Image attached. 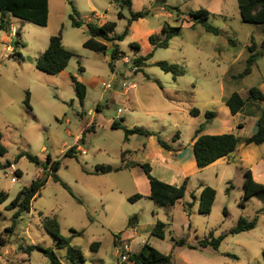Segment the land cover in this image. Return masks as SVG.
<instances>
[{
    "label": "rangeland",
    "instance_id": "374dc122",
    "mask_svg": "<svg viewBox=\"0 0 264 264\" xmlns=\"http://www.w3.org/2000/svg\"><path fill=\"white\" fill-rule=\"evenodd\" d=\"M73 2L83 20L116 21L114 35L123 34L132 11L149 13L133 21L129 34L118 41L119 58L114 61V67L109 64L112 43L107 53L84 46L90 35L84 27L72 25V6L67 0H50L46 26L9 14L4 16L7 28L0 29V130L8 152L2 160L15 162L21 151L36 155L42 161L48 155L61 159L58 174L82 202L60 181L49 177L33 201L31 211L22 213L12 231L8 228L18 209H9L10 202L33 180L48 175L49 170L26 156L0 170V188L9 194L0 204V264H49V258L42 251L25 252L32 244L55 249L63 264H128L120 257L123 242L129 243L131 254L150 243L163 253L172 254L174 264H264V213H258L264 210V196H254L245 206L241 205L244 170L264 154V144L243 143L247 154L244 164L240 157L205 168L192 166V163L190 168L189 163L190 179L185 196L174 205L160 207L148 196L136 202L128 199L137 192L150 191L144 171L140 167L132 171L130 167L136 162L145 163L140 156L144 144L153 151L160 147L156 137L136 134L128 142L123 129L112 127L113 121L118 119L130 128L141 126L153 130L156 136L191 154L192 162L195 156L190 143L201 123H204L202 133H235L241 138L252 135L255 131L253 117L264 109V101L251 98L239 114H232L225 100L234 91L247 99L254 86L264 93L263 53L251 74L245 78L238 76L245 68L253 37L258 50L263 52L264 24L244 22L237 0H133L131 9L122 8L116 0ZM211 5L215 8L210 9ZM200 8L215 13L208 21L220 29L219 34L209 32L201 23L192 26L188 13ZM120 10L127 18L118 17ZM166 24L182 25V29L170 40L169 47L154 51L147 66H136L135 58L154 50L149 36L155 34L163 39ZM61 28L64 45L75 55L64 71L49 74L37 68V61L48 47L50 37ZM230 39H235L236 45ZM160 60L180 64L186 73L175 76L166 72L156 64ZM72 75L80 77L87 85L83 104L77 96ZM130 82L137 87L125 88L124 83ZM28 90L31 109L25 104ZM193 107L200 110L198 116L190 113ZM207 111L216 112L215 117L208 120ZM241 121L243 126L239 127ZM92 124L94 131H85ZM178 131L180 137L174 142ZM82 137L84 140L79 141ZM74 145H80L85 153L77 148L75 157L65 156L66 150ZM97 165L125 167L120 171L94 174ZM154 174L158 178L165 175L158 165ZM167 174L173 175L170 171ZM13 176L18 178L14 184ZM230 181L233 187L227 192ZM202 183L217 190L210 214L200 213L199 200H195L190 211L185 208V203L192 201V193L200 198ZM134 215L138 216L137 224L129 227V219ZM44 216L58 218L61 233L72 238L71 244L77 251L69 255L68 248H59V239L42 225ZM255 216L258 223L254 229L229 234L219 249L190 247L208 238L211 232L214 236L224 234L241 217L252 219ZM158 220L167 223L165 238L152 235ZM116 234H120L119 237H115ZM182 239L185 245L177 243ZM95 241L101 242L98 250L91 247Z\"/></svg>",
    "mask_w": 264,
    "mask_h": 264
},
{
    "label": "trees",
    "instance_id": "16d2710c",
    "mask_svg": "<svg viewBox=\"0 0 264 264\" xmlns=\"http://www.w3.org/2000/svg\"><path fill=\"white\" fill-rule=\"evenodd\" d=\"M67 1L72 6V13L70 14L72 25L74 27H84L90 35L89 38L84 42L85 47L97 52L107 53L110 48L109 44H113L111 50V61L109 63L111 67H114V61L119 58L118 41L123 40L129 34L130 27L133 21L138 20L140 18H145L149 13V11H132L131 17L128 18V24L123 34L114 35L113 33L117 27L116 21H106L101 25L93 21H85L80 17V12L76 8L73 0ZM165 1L166 0H164V2ZM237 1L241 18L244 22L264 24V0ZM116 2L122 8L129 7L131 9L133 6V0H116ZM0 12L2 13V22L0 24V29L7 28V25L5 24L6 20L4 19V16L7 14L41 26H46L49 22L50 0H0ZM188 15L191 17L190 20L193 22L192 26L201 23L209 32H212L214 34L220 33V29L210 24L208 21L212 15H215V13H213L209 9L200 8L197 10H192L188 13ZM118 17L120 19L127 18V16L122 12V10L119 11ZM181 29L182 25L172 26L166 24L164 25L162 30V34L164 35L163 39H160L155 34L150 35L149 41L152 43L154 50L146 55H141L138 58H135L136 66H139L141 68L147 66V61L154 56V51L158 48L169 47L170 40L174 36L178 35ZM230 42L233 45H236L235 39H230ZM133 45L138 47L137 43H133ZM248 50L249 55L246 60V65L243 71L238 74L239 78H245L246 76L252 73L253 67L257 63L260 54H264V40L262 42L263 52H261V50H258V44L254 37L251 40V44L248 46ZM74 55L75 53L69 50L63 43V29L61 28L58 33L50 37V43L48 47L44 52L41 53L38 58L37 68L49 74H59L68 67ZM156 64L161 67L162 70L166 72H172L175 76L184 75L186 73V69L182 65L177 63H171L166 60H160L156 62ZM71 78L74 82L77 96L83 104L87 96V85L84 82L80 81L75 75H72ZM251 98H254L258 101H264V93L259 87L254 86L250 89V96L246 99L239 92L234 91L229 97L226 98L225 103L229 107L232 114H237L241 112V110L247 104V101ZM30 101L31 92L28 90L25 99V104L28 108L31 109ZM190 113L193 116H198L200 110L197 107H193ZM215 115L216 112L214 111L206 112V117L208 120L215 117ZM112 127L115 129H123L125 133V141H128L132 135L136 134L146 136L156 135L155 131L147 129L145 127H127L118 119H115L113 121ZM239 127H242V124H239ZM94 129L95 126L94 124H92L85 131H94ZM203 130L204 123H201L199 128L196 130V134L193 138V149L196 156L197 166L199 168H205L208 165L217 161L218 159L230 155L238 149L241 143H254L256 145L264 144V109H262L261 115L258 120V129L251 136L241 138L235 133L205 134L202 133ZM3 137L4 134L0 130V170L11 167L19 158L24 156H26L29 161L37 164L38 166L42 165L44 169L49 170L48 175H44L41 178L33 180L29 186H25L24 188H22L10 202L9 209H18L13 216V224L11 228H8L13 231L17 225V219L21 217L22 213L25 211H31L33 201H35L40 195L41 189L46 185L49 180V177H53L56 181H60L69 190L70 188L58 174V171L62 165L61 159H53L51 155H48L47 159L45 161H42L36 155H33L27 151H21L19 152L15 162H12L10 160L3 161L2 158L8 152V148L3 142ZM157 137L159 144L163 148L174 151L181 150V148H175L172 144L164 140L161 136L158 135ZM179 137L180 134L178 131L175 134L174 142H176ZM83 140L84 137H82L79 141ZM78 146L79 145L71 146L68 150H66L65 156L75 157ZM126 166H128V164H126ZM131 166H141L143 168L144 173L147 179L149 180L150 184L151 192L148 197L151 198L158 206L163 207L174 205L177 201H179L185 196L187 184L189 181L188 177L185 179L183 184L176 185L158 178L153 173L152 165L148 162H136L134 164H131ZM123 167L125 166L113 167L111 165H97L96 169L92 173L105 174L114 171H120L121 169H123ZM244 177V195L243 201L241 203L242 206H245L246 201L254 196H264V183H261L254 178L253 172L250 168L244 170ZM229 183L230 186L226 189L227 192H229L230 189L233 187V183L231 181ZM201 188L202 190L199 198V211L202 214H210L217 197V190L214 187L203 183L201 184ZM70 192L79 202H82L81 199L72 192V190H70ZM8 197L9 194L0 188V204L4 203L8 199ZM144 197L146 196L143 193L137 192L131 195L128 199L131 202H136ZM195 200L196 196L192 193V201L186 202L185 208L190 211L195 204ZM225 212L227 213L226 210ZM40 213L41 215H43L42 212ZM258 213H264V210H260ZM137 218V215L131 216L128 222V226L135 227L137 224ZM257 223L258 216H255L252 219L241 217L238 223L224 234L214 236V233L211 232L208 238H204L199 241L198 245L190 247L198 248L212 246L215 249H219L223 240L229 234H237L244 231L252 230L257 226ZM42 225L48 232L55 235L56 238L59 239V248H68L69 255H71V253H74V251H77V247L72 246L71 244L72 238L66 237L61 233V224L57 217L44 216L42 218ZM166 227V222L158 220L152 230V235L157 236L159 238H165ZM73 231L78 234L81 233L77 232L76 230ZM119 235L120 234H116L115 237H119ZM177 243L180 245L186 244L184 239L178 241ZM100 245V241H95L91 247L94 250H98ZM35 249L42 251L49 258V264H63L55 249L51 247H43L41 245L32 244L25 248V252L29 253ZM130 256L131 261L134 264L175 263L172 254L163 253L150 243L144 244L143 248L139 252L133 253Z\"/></svg>",
    "mask_w": 264,
    "mask_h": 264
},
{
    "label": "crops",
    "instance_id": "0c3cea01",
    "mask_svg": "<svg viewBox=\"0 0 264 264\" xmlns=\"http://www.w3.org/2000/svg\"><path fill=\"white\" fill-rule=\"evenodd\" d=\"M162 8L164 9V6H162ZM209 8L210 9H214L215 6L214 5H211ZM210 11H212V10H210ZM122 12H123V10H122ZM94 16L96 18H100V15L99 14H95L94 13ZM85 21H91V20H85ZM95 23L101 25V24L104 23V21L98 20ZM151 32L152 31H150L149 34ZM77 78L80 79V77H77ZM100 106H101V102H99L98 105H97V109L98 110H99V107ZM254 106L257 107V105H254ZM190 111H191V109H190ZM261 112H262V110H258V113H255V115L253 117L254 118V120H253V122H254V129H255L254 133L258 129V120H259V117L261 115ZM239 113H237V114H239ZM239 124H242V126H243V122L242 121L239 122ZM239 124H238V126H239ZM205 134H207V133H205ZM133 136L134 135H132L130 137V139L128 140V142L131 141V139H132ZM150 137H153V138L156 137V141H158V137L156 135H150ZM146 144H144L143 150L140 153L141 154L140 156H142L144 162H149L152 165L153 173L155 171V166L158 165L160 168H162V170L164 171V174H165L163 177H160V178L165 179L167 182H173L176 185H181V184L184 183V181H185V179L187 177L190 179V176L188 175L189 174V172H188V169L189 168L188 167H189V163H190V166H191V163L193 164L192 166H194L195 164L197 165L195 153H194L195 160L193 159V162H192L190 160L191 154H186V151L183 150V149H181L179 151L167 150V149L163 148L159 144L160 147H158L157 149H155L153 151V150H150ZM190 145H191V149H193V141L192 140H191ZM244 147H245L244 144L241 143L239 145L238 149L235 152L231 153L230 155H228L226 157H222V158L218 159L214 163H220V161H223L224 163H226V162L227 163H230L231 161H234L237 157H240V160H241L242 164H244L245 161H246V159H247V157H246L247 154H246V151H244ZM175 148H178V147H175ZM78 149L81 151L82 154L85 153V150L82 149V147L80 145H79ZM193 151H194V149H193ZM129 154L130 153L128 152L126 154V157L125 158H128ZM139 158L140 157L138 156V160H139ZM214 163H212V164H214ZM192 166L190 168H192ZM139 167L143 170V168L141 166H131L130 168L132 169V171H134V169H138ZM249 168L252 170L254 178L257 181H259L261 183H264V154L259 155L258 157H256L254 163L252 165H250ZM186 169H187V171H186ZM190 170H192V169H190ZM167 171L172 172L173 175L172 176L171 175H168L167 174ZM148 183H149V180H148ZM149 187H150V184H149ZM150 192L151 191H149L147 194H144V195L145 196H149ZM200 193H201V191H200ZM197 200H199V199L196 198V201Z\"/></svg>",
    "mask_w": 264,
    "mask_h": 264
},
{
    "label": "built area",
    "instance_id": "2783aa9c",
    "mask_svg": "<svg viewBox=\"0 0 264 264\" xmlns=\"http://www.w3.org/2000/svg\"><path fill=\"white\" fill-rule=\"evenodd\" d=\"M106 86L108 88L111 87V84H106ZM124 86L125 88L127 89H134L137 87V84L136 83H133V82H130V83H124ZM122 110L119 109V113H121ZM11 181L12 183H16L18 181V178L16 176H13L11 178ZM121 248H122V251H120V257H121V260L125 263V262H128V264L131 262V249H130V245L129 243L127 242H123L122 245H121ZM132 264V262L130 263Z\"/></svg>",
    "mask_w": 264,
    "mask_h": 264
}]
</instances>
